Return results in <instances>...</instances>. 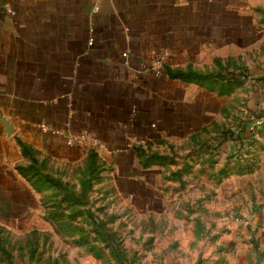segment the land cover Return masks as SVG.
<instances>
[{"label": "crops", "instance_id": "0c3cea01", "mask_svg": "<svg viewBox=\"0 0 264 264\" xmlns=\"http://www.w3.org/2000/svg\"><path fill=\"white\" fill-rule=\"evenodd\" d=\"M189 70L208 79L176 77ZM81 133L105 145L125 191L148 189L153 147L180 143L184 165L222 166L241 182L244 216L203 254L194 237L182 264H264L262 0H0V224L37 212L26 176L41 159L76 158L84 150L65 140Z\"/></svg>", "mask_w": 264, "mask_h": 264}, {"label": "rangeland", "instance_id": "374dc122", "mask_svg": "<svg viewBox=\"0 0 264 264\" xmlns=\"http://www.w3.org/2000/svg\"><path fill=\"white\" fill-rule=\"evenodd\" d=\"M170 146L149 149L157 159L144 192L123 190L111 159L88 147L70 161L35 163L26 178L39 208L25 222L0 224V264H182L194 237L203 254L226 220L243 218L236 206L244 199L233 193L241 182L226 183L206 156L184 165L180 143ZM249 185L251 197L257 185Z\"/></svg>", "mask_w": 264, "mask_h": 264}, {"label": "built area", "instance_id": "2783aa9c", "mask_svg": "<svg viewBox=\"0 0 264 264\" xmlns=\"http://www.w3.org/2000/svg\"><path fill=\"white\" fill-rule=\"evenodd\" d=\"M128 56V53H124L123 54V57L124 58H127ZM166 61V57L165 56H161L159 57L158 60H156V64L158 66H163L164 63ZM263 122V120H258L256 122V125L253 126L251 128V131L252 132H255L256 129L258 128V126ZM41 129L43 131H49V130H52L51 128H48L46 125H41ZM52 132L54 134H60V132L56 131V130H52ZM249 138H246L245 139V142H244V148L246 150H249L250 148V141L248 140ZM65 144L67 147L69 148H80V149H83V148H90V149H95L96 151H100V150H104L106 149L105 148V145L103 143H101L96 137L94 134L92 133H81V134H78V135H70V136H67L66 140H65Z\"/></svg>", "mask_w": 264, "mask_h": 264}, {"label": "trees", "instance_id": "16d2710c", "mask_svg": "<svg viewBox=\"0 0 264 264\" xmlns=\"http://www.w3.org/2000/svg\"><path fill=\"white\" fill-rule=\"evenodd\" d=\"M176 77H180L181 79H184V80H195V81H198V80L206 81L208 79L207 77L202 76V75H198V74L194 73L191 70H189L187 72L177 73ZM231 78L236 80V76L235 75H232Z\"/></svg>", "mask_w": 264, "mask_h": 264}]
</instances>
